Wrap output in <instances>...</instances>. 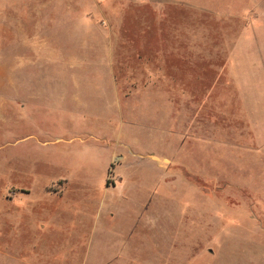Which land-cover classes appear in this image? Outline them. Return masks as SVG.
<instances>
[{"label":"rangeland","instance_id":"374dc122","mask_svg":"<svg viewBox=\"0 0 264 264\" xmlns=\"http://www.w3.org/2000/svg\"><path fill=\"white\" fill-rule=\"evenodd\" d=\"M0 264H264V0H0Z\"/></svg>","mask_w":264,"mask_h":264},{"label":"crops","instance_id":"0c3cea01","mask_svg":"<svg viewBox=\"0 0 264 264\" xmlns=\"http://www.w3.org/2000/svg\"><path fill=\"white\" fill-rule=\"evenodd\" d=\"M92 88L93 87L86 88L81 86H64L58 87V89H48V87L40 86L34 88L33 92H30L31 88L28 87V94L32 93V96H28L27 103L29 104V106L33 105L38 109H43L45 111L50 110L56 115V119L51 122L52 126L61 128V134L56 136V140H67L64 138V135L72 134L80 130L81 132L83 131L92 137L93 133L87 127V129L84 130L81 127L80 130L77 129V119L87 122L89 119L100 118V116L102 115L99 114L98 109L100 100L99 94H110V104H113L115 95L114 86H111L110 89H107V91L97 89L95 92V96H93L94 88ZM111 110H113V108ZM37 114L38 113H35L34 116ZM38 123L41 126V123L39 121ZM34 127H36L35 124ZM36 134V131L31 132V135L33 137H35ZM71 139L72 138H69V140ZM39 142L44 143L46 141ZM97 149H101V146L97 145ZM113 155L114 152L110 156Z\"/></svg>","mask_w":264,"mask_h":264}]
</instances>
